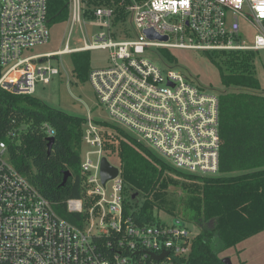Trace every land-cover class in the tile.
<instances>
[{"label":"built area","instance_id":"obj_1","mask_svg":"<svg viewBox=\"0 0 264 264\" xmlns=\"http://www.w3.org/2000/svg\"><path fill=\"white\" fill-rule=\"evenodd\" d=\"M127 12L136 38H115V10L102 7L95 10L92 25L106 31L91 44L27 55L50 40L48 1L0 0V66L5 68L0 91L33 96L38 83L49 84L61 74L62 62L59 68L52 59L107 50L109 66L93 70L89 81L112 119L138 133L174 168L218 173L219 95L204 91L178 70L163 71L145 55L163 59L155 53L161 49L264 51V0H129ZM83 13L82 0H70L71 23L82 22ZM242 24L256 31L250 44L243 41ZM146 30L168 40H151ZM43 129L54 137L47 124ZM142 139L136 141L143 145ZM83 147H88L81 155L85 196L66 203L68 212L85 214L79 227L56 213L14 167L0 142V264H174L187 255L193 236L186 226L161 221L139 225L125 215L121 170L107 157L103 129L90 114ZM105 157L119 174L104 185L100 172ZM165 253L163 259L155 258Z\"/></svg>","mask_w":264,"mask_h":264},{"label":"trees","instance_id":"obj_2","mask_svg":"<svg viewBox=\"0 0 264 264\" xmlns=\"http://www.w3.org/2000/svg\"><path fill=\"white\" fill-rule=\"evenodd\" d=\"M47 1L48 24L67 23L70 0ZM82 2L84 17L94 19L97 8L110 7L116 15L114 28L128 19L129 0ZM125 35L122 37H129ZM114 37L119 38L117 32ZM90 52L71 54L74 73L81 82L89 80L93 71ZM205 54L219 69L224 87L219 94V176L199 178L179 173L121 130L98 123L107 157L117 161L121 170L125 215L139 225H153L161 221L157 213L165 211L177 225L186 219L198 227L189 253L174 264H223L215 251L217 243L222 249L232 248L264 231V91L255 75L256 52ZM85 121L52 109L33 96L0 91V142L6 144L9 160L61 218L79 227L85 214L68 212L66 203L85 196L86 175L81 169ZM45 124L55 133L50 153ZM66 171L71 176L61 186Z\"/></svg>","mask_w":264,"mask_h":264},{"label":"rangeland","instance_id":"obj_3","mask_svg":"<svg viewBox=\"0 0 264 264\" xmlns=\"http://www.w3.org/2000/svg\"><path fill=\"white\" fill-rule=\"evenodd\" d=\"M84 15V13H83ZM70 21V20H69ZM93 18L84 17L82 22L72 24L71 21L67 23H54L49 25L50 40L47 44L37 46L28 52L30 54H45L56 52L65 48L66 44H69L71 48H78L84 45V41L91 44L99 33L105 32L106 29L92 25ZM120 27L115 28L117 35L120 37L129 36L135 37L136 34L133 31L130 17L126 22L121 23ZM242 36L244 42L250 44L256 31L250 28L247 24H242ZM164 58L160 59L155 54H146L145 57L155 62L163 71L167 69L178 70L183 75L192 81L195 85L202 88L204 91L213 94H220L224 87L221 83L220 71L211 62L203 51H190V50H157V52ZM169 54L171 59L168 57ZM91 68L104 69L109 66V51L107 50H94L90 52ZM60 58V57H59ZM52 59L53 64L56 67H61V74L53 78L49 84L38 83L36 92L33 97L48 107L58 110L69 116L78 117L84 120L88 119L90 114L92 119L99 124L105 123L112 128L121 130L127 134L130 139L139 140L142 137L135 132L131 131L127 126L112 119L108 110L102 105L97 97L96 91L92 83L87 80L81 82L74 73V65L71 54L63 55L60 59ZM61 60V61H60ZM255 75L259 80L262 91H264V51L256 52L255 60ZM5 71V68L0 66V76ZM105 130V129H104ZM115 130L114 132L118 133ZM110 131V130H109ZM143 140V139H142ZM143 145L147 147L150 154L156 158L159 162L177 170L179 173L185 175H191L199 178H213L219 176L216 174L205 173H192L186 169H176L173 166L171 160L166 158L154 147L150 146L148 142L143 140ZM88 150V147H83V154ZM114 165L118 166L117 161L109 159ZM172 189V188H171ZM111 185L107 188V195L110 199ZM172 197L173 194H170ZM143 202L139 207H142ZM161 222L167 224H175V220L171 215L165 211H159L157 213ZM184 226H186L195 236L198 233V227L190 220H182ZM219 258H229L232 264H264V231L249 237L245 241L241 242L235 247L222 249L220 243L215 246Z\"/></svg>","mask_w":264,"mask_h":264},{"label":"water","instance_id":"obj_4","mask_svg":"<svg viewBox=\"0 0 264 264\" xmlns=\"http://www.w3.org/2000/svg\"><path fill=\"white\" fill-rule=\"evenodd\" d=\"M146 35L148 36L149 39L151 40H159V41H167V37H161L157 34H155L152 30H146L145 31ZM47 148H48V153H50V151L53 148V145L55 143V137H50L47 139ZM101 180L102 183L105 185L108 181L115 179L118 174H119V169L118 167H115L114 165H112L108 159L105 157L102 159V164H101ZM71 173L69 171H66L63 177V182L61 184V186H65V184L67 183L68 179L70 178ZM137 195H135L133 198H136ZM176 223V221H175ZM178 223V222H177ZM180 224V223H178ZM183 225V224H181ZM168 254L165 253L159 257H155L158 260L163 259L164 257H166ZM223 264H232L231 260L229 258L223 259L222 260Z\"/></svg>","mask_w":264,"mask_h":264},{"label":"crops","instance_id":"obj_5","mask_svg":"<svg viewBox=\"0 0 264 264\" xmlns=\"http://www.w3.org/2000/svg\"><path fill=\"white\" fill-rule=\"evenodd\" d=\"M69 22V21H68ZM50 53V52H49ZM52 53V52H51Z\"/></svg>","mask_w":264,"mask_h":264}]
</instances>
